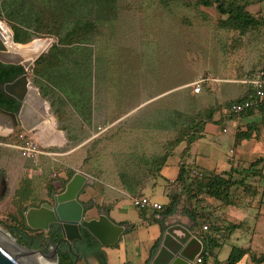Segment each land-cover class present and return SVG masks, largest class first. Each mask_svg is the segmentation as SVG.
I'll return each mask as SVG.
<instances>
[{"label":"rangeland","instance_id":"374dc122","mask_svg":"<svg viewBox=\"0 0 264 264\" xmlns=\"http://www.w3.org/2000/svg\"><path fill=\"white\" fill-rule=\"evenodd\" d=\"M35 1L36 15L45 19L59 16L63 24L57 31L53 23L45 20L40 24L41 34L24 27L33 34L32 39L17 43L27 47L35 39L49 40L51 44L40 53L43 56L59 42L69 20L74 19L69 12L75 13L70 10L75 1ZM247 1L251 12L264 15V0ZM5 3L0 0V22L14 34L3 8ZM76 12L80 18L96 23L95 32L76 44V65L63 66V72L53 68L48 75L39 74L35 67L40 56L33 60L34 68L28 70L30 87L46 101L52 129L60 131L61 141H45L42 153L29 158L14 146L18 137L0 134V171L8 183L6 194L0 198V227L11 234L7 237L51 254L56 242H48V230H42L43 240L26 237L29 245L18 239L26 236L20 232L19 224L30 207L54 203V195L61 192H52L51 188H66L73 175L82 172L88 175V181L79 198L88 208L96 206L94 211H87V218L99 216L109 191L114 185L121 187L125 178L135 185L149 186L146 192L154 199L169 203L167 194L176 195L183 211L211 215L207 222L204 220L210 232L216 231L211 220L224 221L215 233L223 241L232 235L217 249L219 260L225 261L231 249L240 246L248 254L237 264H264L251 259V255L264 253L261 112L238 121L218 111L215 118L223 122L209 123L204 137L191 147V161L204 174L233 172L238 183L231 188L228 203L206 195L191 197L182 187L174 189L177 192L171 190L186 142L171 150L161 173L154 171L153 162L168 151L182 120L188 121L205 107L228 106L246 94L250 73L257 75L264 70V27L246 33L224 29L219 25L222 15L217 8L200 5L196 0H115L111 11L101 12L97 2L87 0ZM52 27V34L45 33ZM69 71L75 72L74 80L62 79ZM201 76H213L217 81L204 83L196 94L193 83ZM41 85L51 90L50 99L41 93ZM253 122V136L238 138L237 133L248 130ZM24 129L18 127L17 134L33 135ZM42 135L32 137L39 140ZM137 189L136 193L143 192ZM10 226L16 229L17 236L9 231ZM50 258L51 264L58 263ZM211 260L214 263V258ZM80 263L89 264L85 260Z\"/></svg>","mask_w":264,"mask_h":264},{"label":"trees","instance_id":"16d2710c","mask_svg":"<svg viewBox=\"0 0 264 264\" xmlns=\"http://www.w3.org/2000/svg\"><path fill=\"white\" fill-rule=\"evenodd\" d=\"M6 3L3 4L4 10H6V16L11 23L14 40L18 43H27L32 39V33L26 28H33L35 34L40 31V24L44 23L47 20L50 23H53L56 30L63 24L61 23L60 17L56 16L53 19L40 18V15H36L33 9H35L36 1L35 0H5ZM75 6L71 4L75 13L69 12L74 19H70L69 27L64 35H60L59 42L54 44L50 51L47 54H44L36 61L35 71L39 74H46L49 70L55 69L56 71H62L63 66L70 64L76 65L78 62L77 50L79 46H76L77 43L83 41L84 38L89 36L91 33L96 30L95 20L89 19L87 17L80 18L77 15L76 10L83 8L87 0H74ZM198 4L205 5L207 7L215 6L217 10L222 15V19L219 21V25L224 29H234L239 30L242 33H246L252 30H259L264 27V15H256L249 9V2L247 0H196ZM97 2L99 11L112 10V6L115 3V0H94ZM35 6V7H34ZM35 18V19H34ZM45 33L52 34L54 32V27L48 29ZM58 31V30H57ZM0 68V82H6L15 79L19 75L24 73V67L22 65L16 64H2ZM63 72V71H62ZM71 75L68 76V74ZM75 74V72H73ZM72 72H66L62 79L68 77L73 79ZM256 74V73H255ZM254 73H250V78L255 76ZM53 76V75H52ZM74 80V79H73ZM76 83H74L75 85ZM73 87L72 85H70ZM41 93L44 97L49 98V95H52L51 90H48L47 87L41 85ZM255 93V89L252 84L249 83V89L243 97L238 98L235 101H232L227 105H214L202 108L195 115H191L188 121L181 123L179 133L175 139L169 142V149L165 152L164 155L154 158L153 162L155 164V172L161 173L163 166L167 163L171 150L175 149L181 143L186 142V146L181 152L179 165V171L174 182H171L172 188L174 186H179L189 191L191 197H198L200 195H206L218 200L225 201L226 203L230 202L231 197V188L238 183L234 180L233 172L224 171L220 174H210L206 175L197 168L191 161V147L195 144L196 141L203 138L204 131L206 126L209 123L221 124L223 122L222 118L216 119L215 116L217 112L221 111L224 116L230 118H236L240 120L244 117L253 115L256 112H261L264 115V102L259 106L242 111L241 113H230L228 112V107L235 102H241L245 99L252 97ZM7 96L2 94L0 91V106L9 109V110H18L19 104L17 100L12 98L13 106L7 105ZM50 99V98H49ZM52 101V105H53ZM15 105V106H14ZM225 106H227L225 108ZM225 108V111H224ZM255 129L254 122L248 125V130L240 131L237 133L238 138L250 139L253 136V130ZM154 172V173H155ZM73 174V172H72ZM123 185L130 190H134L136 185L133 182H128L127 179L123 178ZM64 181V180H63ZM62 181V183H63ZM68 181H65V184ZM65 188V185H64ZM63 188V189H64ZM62 190L57 191L55 188H51V191L62 192ZM140 194V193H139ZM38 207V206H37ZM167 210L169 212L173 211V204L167 205ZM212 228L215 229V232H218L221 227H223L224 221L221 220H211ZM20 232L26 235L24 238L20 239V242H26L30 245L29 240L26 238H33L34 240H43L42 230L32 229L28 226L26 217L23 216L21 223ZM211 227L208 232H206L202 239L204 241L205 247L202 251L204 254L203 262L200 264H208L209 258H214L213 264H237L240 262L248 251L244 247L234 246L231 249L229 257L225 261H221L217 258V249L222 245V238L215 232H210ZM9 231L17 236V231L13 227H9ZM30 233H35L30 235ZM53 242H57V238L53 239ZM158 243V242H157ZM155 244V247L157 246ZM205 251H208V255L205 254ZM59 260L57 264H81L80 261L76 259V256L69 250L67 251H58ZM251 259L255 262H264V253L260 256L251 255Z\"/></svg>","mask_w":264,"mask_h":264},{"label":"water","instance_id":"95a60500","mask_svg":"<svg viewBox=\"0 0 264 264\" xmlns=\"http://www.w3.org/2000/svg\"><path fill=\"white\" fill-rule=\"evenodd\" d=\"M0 57L3 58L1 53ZM3 59L1 61L6 64H16L24 67L23 74L13 82L5 85L6 93L21 101V111L17 113L0 106V134L10 136L17 133V127L21 125L24 117L23 114L26 111L25 90L30 85L28 70L33 69L34 65L31 63L27 67L23 62ZM87 181L88 175L77 172L67 183L64 191L54 195V203L44 202L41 206L30 207L26 213L28 226L36 230H51L56 225L61 229L63 239L67 241L81 238L80 229L85 228L102 245L116 244L125 231L123 225L115 223L105 213H100L99 217H86V206L80 200L79 195ZM6 191V177L0 171V197L4 196ZM59 244L60 241L54 245L52 251L56 261L59 259ZM203 247L202 240L190 228L182 224L170 225L165 229L150 264H198L196 263V257L203 250ZM0 264L31 263L23 255L18 254L0 240Z\"/></svg>","mask_w":264,"mask_h":264},{"label":"crops","instance_id":"0c3cea01","mask_svg":"<svg viewBox=\"0 0 264 264\" xmlns=\"http://www.w3.org/2000/svg\"><path fill=\"white\" fill-rule=\"evenodd\" d=\"M37 93L39 96H37V94L32 95V91L30 93L34 103L29 107L28 112H30L32 116H34L36 112L39 113L38 118L34 117V119L31 118V120H29V118L23 114L24 117L22 118V122L19 127H24V130L28 131L30 134L32 133L33 135H39V133L43 134L42 139H36L41 144V146L45 145V141H61V136L59 133L60 131H53L52 129V118L47 112L48 106L45 100H43L44 104H42L44 107V111L39 110V104L42 100V97L39 91H37ZM44 121H48V125H42ZM48 132L50 133V135L47 134ZM193 164L195 165V163ZM176 177L173 178L171 182H174ZM6 184L8 190L7 177ZM136 186L137 187H135L134 190H130L123 184L121 187L118 185H114L112 187L113 190L109 191V195L107 197V200L105 201V205H103L102 207L101 213H105L106 215H108L115 223L123 225L125 227V231L121 234L119 240L114 245L104 246L99 243L100 247L104 251V255L103 257L93 256L90 262L87 261L89 264H150L152 257L159 247V242L161 241L162 235L168 226L174 224H182L190 228L194 233L197 226L201 225V223H205L204 220H206L207 222V217L212 218L211 215L204 213H199L200 215L197 216L193 211H183L179 202L180 197H176V195L173 196L167 194L170 201L169 203H166L162 200L154 199L151 194L146 192L149 186L146 188L139 183ZM137 188L143 189V192H140V194L148 195L154 200L159 201L163 204L164 208L162 210H155L152 208L139 209L134 206L132 202V196L136 194L138 190ZM176 188H179V186H174V189ZM174 191L177 192L176 190ZM100 203L102 205V199ZM169 204H173V211L171 212H169L166 208ZM95 209L96 206H92L89 211H94ZM231 235L232 234L227 236L226 239ZM225 240H222V245L224 244ZM202 242L205 247L203 239ZM156 243L157 246L155 247ZM211 259L212 258H209L208 264H213V260ZM83 260L84 259H82V261Z\"/></svg>","mask_w":264,"mask_h":264},{"label":"built area","instance_id":"2783aa9c","mask_svg":"<svg viewBox=\"0 0 264 264\" xmlns=\"http://www.w3.org/2000/svg\"><path fill=\"white\" fill-rule=\"evenodd\" d=\"M209 80L217 81V79L213 76H201L197 81H195L193 83L194 93H200L203 89L204 83H207ZM247 83L253 85L255 89L254 95L244 101L232 103L228 107V112L238 114L244 110L259 106L264 102V70H261L257 75L249 79ZM224 131L227 132V128H225ZM14 136L19 138V141L15 142L14 146L20 149L25 157L35 158L42 153L41 144L34 137L27 136L22 133H16ZM132 202L134 206L139 209L152 208L155 210H162L164 208L162 203L145 194H134L132 196ZM209 229L210 225L208 223H202L196 227L194 234L202 240L201 237L208 232ZM202 251L196 257V263L198 264L203 262L204 254H202ZM205 254L208 255V251H205Z\"/></svg>","mask_w":264,"mask_h":264},{"label":"bare ground","instance_id":"6f19581e","mask_svg":"<svg viewBox=\"0 0 264 264\" xmlns=\"http://www.w3.org/2000/svg\"><path fill=\"white\" fill-rule=\"evenodd\" d=\"M13 36L14 34L8 29L7 25H5L3 22H0V53H1V56L3 53H6V43L5 42L9 41L7 43V46H9V50L13 52L15 55V57L10 61L23 62L24 64H26L27 67H29L32 61L41 52L45 51V49H47V47L51 44L49 40L35 39L27 47H22V46L20 47V45L17 42H15ZM30 90L31 88L29 89V92ZM26 94L28 95V87L26 88V91H25V97H26ZM36 94L37 96H39L38 93L33 90L32 95H36ZM7 235L11 236L10 233H8L7 231H5L4 229L0 227V240L4 242L5 244H7L10 248L15 250L18 254L23 255V257L27 261H29L31 264H51L53 259H51L50 257L54 258V261H55V256L52 255V253L49 254L44 251L28 248L17 242L15 243V241L7 237Z\"/></svg>","mask_w":264,"mask_h":264},{"label":"flooded vegetation","instance_id":"af4514ba","mask_svg":"<svg viewBox=\"0 0 264 264\" xmlns=\"http://www.w3.org/2000/svg\"><path fill=\"white\" fill-rule=\"evenodd\" d=\"M8 42H5L6 43V53H3L4 55L2 54V57L4 59H6V60H12L15 57V55H14L13 52H11L9 50V48L7 46V43ZM0 63L3 64L4 62H2L1 59H0ZM4 64H6V63H4ZM0 68H2L1 64H0ZM18 77H16V78H18ZM15 79L10 80V81H6V82H3V83L0 82V91H1L2 94L8 95L7 96V105H9V106H13V102H11V100L14 97H12L11 95H9V94L6 93V91H5V85L7 83L13 82ZM30 88L31 87L29 85L28 86V95L26 94V97H25L26 111L24 113V115H26L29 118V120H31V118L34 119V117L35 118H38V115H39V113L36 112V114L34 116H32L30 114V112H28L29 107L31 105H33V103H34L33 102V98L30 95L31 90L29 92V89ZM14 99H16V98H14ZM43 100L44 99L42 98V100H41V102L39 104V110H41V111H44V107L42 105V104H44V101ZM17 104H19L18 110L17 111L10 110V111L19 113L21 111V108H22V103H21V101L17 100ZM42 108H43V110H42ZM7 110H9V109H7ZM45 123H46V121H44V123L42 125H45ZM18 127H17V129H18ZM84 205L86 206V213H87V211H89L90 208H88V206L86 205V203H84ZM80 230H81V236H82L81 238H74L71 241H67V240L63 239V234H62L61 229L59 227H56V225H55L51 230H48L49 233L47 234V240H48L49 243H51V242H53V239L54 238H57L56 244L60 241V244H59V248L58 249L61 250V251H67V250L71 251L76 256V259L78 261L84 259V260L90 262V260H91V258L93 256L103 257L104 251L102 250V248L99 245L100 242L94 236H92L85 228H81Z\"/></svg>","mask_w":264,"mask_h":264}]
</instances>
